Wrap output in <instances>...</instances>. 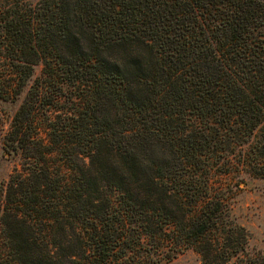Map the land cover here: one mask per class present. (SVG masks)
<instances>
[{"label": "trees", "instance_id": "trees-1", "mask_svg": "<svg viewBox=\"0 0 264 264\" xmlns=\"http://www.w3.org/2000/svg\"><path fill=\"white\" fill-rule=\"evenodd\" d=\"M28 84L0 264H264L212 181L264 177V0H0V97Z\"/></svg>", "mask_w": 264, "mask_h": 264}, {"label": "rangeland", "instance_id": "rangeland-1", "mask_svg": "<svg viewBox=\"0 0 264 264\" xmlns=\"http://www.w3.org/2000/svg\"><path fill=\"white\" fill-rule=\"evenodd\" d=\"M36 3L39 0H25ZM42 64L36 66V73L40 72ZM29 84L15 100L0 97V181L7 179L14 167L19 164L18 156L9 154L4 148V134L10 126L12 117L19 107ZM240 176H244L240 180ZM212 181L215 184L222 182L235 220L244 225L250 235L249 248L255 252L264 253V177L245 171L241 173L219 171L217 164L212 172ZM0 226V247H4ZM163 264H202L200 255L193 249H188L176 258Z\"/></svg>", "mask_w": 264, "mask_h": 264}]
</instances>
